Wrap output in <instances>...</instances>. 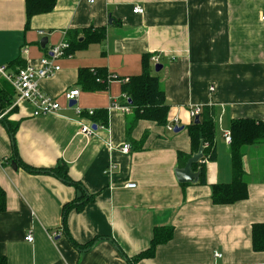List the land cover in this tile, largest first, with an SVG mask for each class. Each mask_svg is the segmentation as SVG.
<instances>
[{
    "label": "crops",
    "instance_id": "1",
    "mask_svg": "<svg viewBox=\"0 0 264 264\" xmlns=\"http://www.w3.org/2000/svg\"><path fill=\"white\" fill-rule=\"evenodd\" d=\"M136 5L144 12H135ZM263 16L264 0H57L26 29V0H0V66L10 74L38 65L70 30L80 31L81 41L85 29L106 31L104 41L58 58L61 69L40 81L61 104L58 113L35 116L16 91L0 111V185L7 197L0 256L7 264H264V250L254 249L252 237L253 225L264 222V142L243 148L249 196L232 204L212 200V186L233 179L224 138L231 121L264 120ZM146 55L165 91L167 122L177 118L180 131L147 119L134 124L132 108L108 110L114 101L126 104L120 79L97 91L78 83L82 67H106L123 78L140 74ZM5 82L14 88L0 72V90ZM72 88L80 89L75 106L65 98ZM195 105L214 106L218 118L217 158L201 160L206 184L176 175L186 165L179 153L192 152ZM76 106L107 110V124L91 137L79 134L82 123L93 121ZM14 157L39 169L63 162L70 178L15 168ZM128 181L137 187L127 188ZM88 198L65 217L66 204ZM162 226L174 228L172 239L136 260Z\"/></svg>",
    "mask_w": 264,
    "mask_h": 264
},
{
    "label": "trees",
    "instance_id": "2",
    "mask_svg": "<svg viewBox=\"0 0 264 264\" xmlns=\"http://www.w3.org/2000/svg\"><path fill=\"white\" fill-rule=\"evenodd\" d=\"M57 0H26V29L30 27V21L36 14L50 12L54 9ZM85 39L79 38L80 31L70 30L67 34L69 48L67 55L73 54L76 50L88 45L91 42H102L106 38L104 28L93 30L92 28L83 31ZM151 56V55H150ZM150 56L146 55L143 59V69L140 74L128 77L125 81L123 77H116L123 82V93L126 97V104L133 110L134 124L140 119L152 120L159 125H166L168 122L169 105L166 103L165 91L158 75L152 73ZM20 64H22L20 62ZM21 68H23L21 66ZM20 69V68H19ZM17 69L16 71H18ZM106 67L79 69L78 83L86 91L105 90L109 85V77ZM5 86L0 90V111H3L12 103L14 88L5 82ZM89 116L94 124L106 125L108 122L107 110H95L92 115L83 112ZM15 131V128L12 127ZM218 129L217 111L214 106L204 105L200 114V122L193 121L188 126V132L192 142V152L190 154L179 153L182 160L181 165L185 164L193 153L197 152L201 141H204V158L216 160L217 153L215 139ZM232 142L230 144V153L232 159L233 179L226 183H216L212 186V200L215 204H232L246 199L249 196L248 183L245 180V171L243 167V148L247 145L264 142V120L253 118L233 119L230 124ZM147 136V135H146ZM14 160L20 166H23L30 172H54L57 176L69 180L68 167L65 163H59L52 168H36L22 160L14 157ZM200 167L199 183L206 184L205 163L202 161L193 165L194 169ZM88 198L83 203H68L64 206L65 217L72 209L80 211ZM6 191L0 185V212L6 209ZM66 226V222H65ZM174 228L171 226L156 227L150 247L138 254L135 259L154 256L157 246L172 239ZM253 247L257 251L264 250V222L255 223L252 229ZM0 264H7V258L0 256Z\"/></svg>",
    "mask_w": 264,
    "mask_h": 264
},
{
    "label": "built area",
    "instance_id": "3",
    "mask_svg": "<svg viewBox=\"0 0 264 264\" xmlns=\"http://www.w3.org/2000/svg\"><path fill=\"white\" fill-rule=\"evenodd\" d=\"M134 11L138 13H143L144 8L140 5H136L134 7ZM264 19V16H263ZM69 48V42L67 39L63 40L60 44L53 46L49 52L41 58L38 65H28L26 67L20 68L15 73H7L6 66H0V72L11 81L14 86V89L18 95L19 101H28L33 106V114L35 116L44 115L48 113H58L62 106L61 104L52 96L45 93L40 85V81L44 78L51 77L57 71L61 69V66L57 63L58 58L62 56H66V50ZM156 62L159 61L158 58L154 59ZM117 75H112L109 77V80L116 78ZM128 80V77L125 78V81ZM210 89L213 91L215 89L214 85H211ZM80 94L79 88L68 89L65 92V98L67 102L70 104L71 101L77 100ZM75 106V105H74ZM112 109H121L123 111H130L131 108L127 104L120 105L116 101L112 102L108 110ZM76 111L78 114H83V112H87L89 115H92L95 112V109H83L79 106H76ZM203 111L202 105L192 106L190 109V114L193 119L197 115H200ZM93 125H96L97 128H94ZM178 125V119L175 118L167 123V128L170 131H174L175 127ZM103 128L105 125H97V124H83L80 128L79 134L91 137L96 135L98 128ZM225 141L228 144L232 142V135L230 130L224 132ZM208 145V143L206 144ZM205 145V146H206ZM131 149L130 144H125L122 148V151L127 153ZM127 188H136L137 183L133 181H128L125 185ZM56 233H52L51 236L54 237ZM25 239L27 241L33 242L34 237L32 234H28ZM217 256H221L220 253L216 252Z\"/></svg>",
    "mask_w": 264,
    "mask_h": 264
},
{
    "label": "water",
    "instance_id": "4",
    "mask_svg": "<svg viewBox=\"0 0 264 264\" xmlns=\"http://www.w3.org/2000/svg\"><path fill=\"white\" fill-rule=\"evenodd\" d=\"M46 43H47V38L44 37L41 41V45L42 47H46ZM162 68V65L160 64H156L155 66V70L159 71ZM77 102V100H73L70 102V105H75ZM194 121L196 123L200 122V115H197L194 119ZM94 128H97L96 125H93ZM183 129V126H176L175 127V131H180ZM204 149H205V145H204V141H201L200 145H199V149L197 152H195L186 162V165L184 167L181 168H177L176 169V175L178 178V181L180 182H196L199 179L200 176V170L195 171L193 168V165L200 162L203 157H204ZM13 166L16 168L17 167V162L13 161Z\"/></svg>",
    "mask_w": 264,
    "mask_h": 264
}]
</instances>
